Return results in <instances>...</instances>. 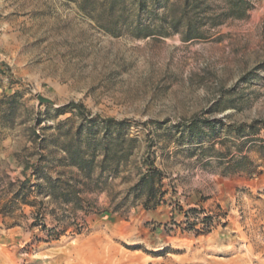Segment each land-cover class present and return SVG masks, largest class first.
I'll return each mask as SVG.
<instances>
[{
	"label": "rangeland",
	"instance_id": "374dc122",
	"mask_svg": "<svg viewBox=\"0 0 264 264\" xmlns=\"http://www.w3.org/2000/svg\"><path fill=\"white\" fill-rule=\"evenodd\" d=\"M83 1L0 0V264H264V0L189 42L145 15L156 35L114 36ZM70 103L126 121L132 162L150 152L162 173L156 209L124 203L127 171L83 187L86 210L36 190L35 134L73 118ZM194 118L216 127L189 135ZM25 182L34 206L15 200Z\"/></svg>",
	"mask_w": 264,
	"mask_h": 264
},
{
	"label": "trees",
	"instance_id": "16d2710c",
	"mask_svg": "<svg viewBox=\"0 0 264 264\" xmlns=\"http://www.w3.org/2000/svg\"><path fill=\"white\" fill-rule=\"evenodd\" d=\"M96 5L102 6L104 11L102 14L98 13L96 18L105 13L106 21L102 26L114 36H121L125 31L138 38L150 37L156 33L165 36L180 34L185 42L202 39L208 31L226 24L229 20H245L252 9L250 0H84L81 8L87 10ZM159 5L167 9L160 17L156 10ZM96 11L94 9L93 12ZM144 15L152 24L156 20L161 21L159 27L155 26V34L151 31L154 25L142 23ZM69 111L74 117L59 122L50 138L35 134L40 153L37 163L33 165V171L37 177H41L43 173L44 180L36 186V190L48 191L53 201L73 205L75 210H86L92 204L82 197L85 192L83 187L90 189L91 184L99 187L105 174L116 177L127 171L129 175L124 179L133 181L134 184L128 189L124 203L132 195L143 194L144 209H156L161 202L159 196H163L162 173L156 167L150 152L136 163L132 162L138 140L124 130L126 121L93 118L80 103H70L59 112L63 114ZM202 126L211 130L216 127L208 120L197 118L181 124L189 135L200 130ZM254 127L255 125H250V131ZM235 130L241 134L246 127H236ZM48 147L57 150L59 156L56 157L55 152H48ZM44 151L47 153H43ZM96 174L98 177L94 181ZM107 178L108 176L105 179ZM26 186L27 182L22 184L15 200L34 206V201L27 200ZM120 208L121 205L115 207L114 211H119Z\"/></svg>",
	"mask_w": 264,
	"mask_h": 264
},
{
	"label": "water",
	"instance_id": "95a60500",
	"mask_svg": "<svg viewBox=\"0 0 264 264\" xmlns=\"http://www.w3.org/2000/svg\"><path fill=\"white\" fill-rule=\"evenodd\" d=\"M38 100L43 103V104H52V101L47 99V98H44L42 96H38Z\"/></svg>",
	"mask_w": 264,
	"mask_h": 264
}]
</instances>
